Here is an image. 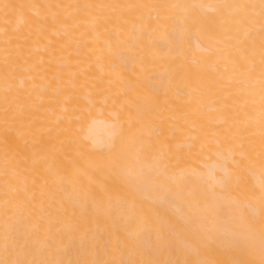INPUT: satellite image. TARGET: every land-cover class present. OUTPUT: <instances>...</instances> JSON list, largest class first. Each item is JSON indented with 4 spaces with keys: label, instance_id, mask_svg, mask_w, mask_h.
Wrapping results in <instances>:
<instances>
[{
    "label": "bare ground",
    "instance_id": "obj_1",
    "mask_svg": "<svg viewBox=\"0 0 264 264\" xmlns=\"http://www.w3.org/2000/svg\"><path fill=\"white\" fill-rule=\"evenodd\" d=\"M127 164L186 223L162 233L264 264V0H0V264H67L87 222L112 261L165 264L152 208L119 190Z\"/></svg>",
    "mask_w": 264,
    "mask_h": 264
},
{
    "label": "rangeland",
    "instance_id": "obj_2",
    "mask_svg": "<svg viewBox=\"0 0 264 264\" xmlns=\"http://www.w3.org/2000/svg\"><path fill=\"white\" fill-rule=\"evenodd\" d=\"M132 134L137 139L138 145L147 146V140L151 136V128L148 122L137 124L132 129ZM158 150H156V154H158ZM149 156H142V160L144 161V165L148 167L150 164L147 163L150 159ZM151 161V160H150ZM132 169L130 164L124 166V174L118 177V181L120 183V192H129V201H133L135 196L141 202V205H149L153 210V224L154 226L149 229V235L152 236V239L158 243V247L162 248L165 255V264H178V258H181L180 264H186V262L191 259L193 264H213L211 255L209 251L202 250L198 251L194 245L193 247H187L183 244V242L178 239V235L175 233H162V230H166V218L174 219L178 221L179 230L186 231V223L182 221L181 218L176 216L175 214L166 213L168 210L164 209L162 201L159 199L160 190L158 188L149 186L147 187L148 192L150 193L154 199L150 200L147 196H145V189L142 187L141 181L139 177L132 176L128 173ZM165 169L168 171V168L165 166ZM73 185H76V182H72L70 186H64L63 189L68 190L71 189L73 192L75 188ZM143 188L144 190H142ZM90 191V186L87 187ZM69 195V194H68ZM102 195L105 198L110 212L115 216L116 222H120L122 217L120 215V211L117 207L120 204V200L123 197L122 195H117L111 192V190L104 189L102 191ZM98 195L96 198H99ZM97 201V200H96ZM116 207V208H115ZM159 208L160 210H156ZM111 214V215H112ZM90 224L87 222L85 224V231L82 235H79L77 239H70L64 242L62 246V254L66 257L67 264H73L76 257L80 256L87 247L90 248L89 257L93 260V262H97L98 264H135L133 262V255L129 253H123L119 250L115 252L116 260L112 261L111 259L114 257L109 251L110 245L107 239L106 234L103 229L105 223L99 225H93L92 228H89ZM136 229L139 231L137 235H142L144 230L141 226H137ZM72 232H76L75 230H71ZM78 233V232H77ZM113 241H116V238L112 236ZM128 254L130 256L129 259H125L124 255Z\"/></svg>",
    "mask_w": 264,
    "mask_h": 264
}]
</instances>
